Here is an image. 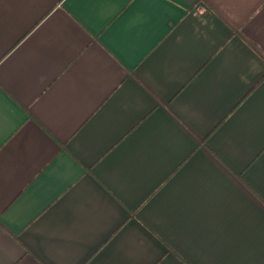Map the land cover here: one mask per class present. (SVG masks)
Returning <instances> with one entry per match:
<instances>
[{"label":"crops","instance_id":"1","mask_svg":"<svg viewBox=\"0 0 264 264\" xmlns=\"http://www.w3.org/2000/svg\"><path fill=\"white\" fill-rule=\"evenodd\" d=\"M0 264H264V0H0Z\"/></svg>","mask_w":264,"mask_h":264}]
</instances>
